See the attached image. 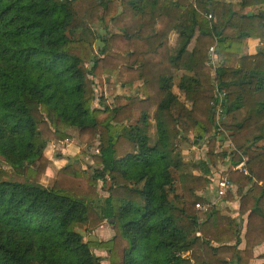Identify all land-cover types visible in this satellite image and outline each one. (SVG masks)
<instances>
[{"label": "trees", "instance_id": "1", "mask_svg": "<svg viewBox=\"0 0 264 264\" xmlns=\"http://www.w3.org/2000/svg\"><path fill=\"white\" fill-rule=\"evenodd\" d=\"M156 4L0 0V264L255 259L256 245L264 242V0H239L257 6L247 14L226 0H161L157 10ZM106 20L114 33L100 39L94 54L99 35L93 25ZM247 39L261 42L253 55L243 54ZM115 48L125 52L124 67L140 81L137 96L121 106L94 107V79L122 66L109 55ZM173 71L183 72L177 88L190 106L172 90ZM134 110L140 118L131 124ZM70 130L81 144L98 140L94 167L64 166L46 186L40 180L49 164L44 151L52 141L70 139ZM218 139L234 152L215 150ZM180 141L205 144L213 166L228 155L232 166L244 162L247 173H223L244 184L235 193L238 219L217 206L195 207L206 202L197 192L210 178L206 162L184 160ZM199 169L204 174H194ZM99 182L105 197L97 192ZM235 196L229 192L223 200ZM104 222L113 236L84 240L82 231Z\"/></svg>", "mask_w": 264, "mask_h": 264}, {"label": "rangeland", "instance_id": "2", "mask_svg": "<svg viewBox=\"0 0 264 264\" xmlns=\"http://www.w3.org/2000/svg\"><path fill=\"white\" fill-rule=\"evenodd\" d=\"M114 1L117 3L118 0H114ZM93 29L99 35V38L94 42V54H96L97 50L102 45L100 39L107 36L109 33H114V29L112 25L109 22H107V20L104 23H95L93 25ZM175 40H176V34L168 35V42L170 43V45H174ZM250 44L251 46L247 44V40L244 42L243 54L253 55L249 52H253L254 50L257 51V49L259 48V44L257 45L256 42H250ZM210 48L208 52H209V56L212 59V62H209L208 64L211 68V76H213L216 56L212 51L210 52ZM109 55L112 57L115 56V58L122 63V66L121 68H118V70H116L115 74H112L110 76L108 75L102 76L94 79V85H93L94 99L92 103V106L94 107L95 106L97 107L102 104H105L107 106H121L125 103L127 96H135V95L137 96L136 92L137 90H139L140 81L135 79V74L133 72H130L124 67L125 64H127L128 62V56L125 54V52L123 50L115 48L109 52ZM87 66H89V63L87 62L84 63V67L87 68ZM173 74H174V82H175V85L172 89L173 92L178 96L180 101L185 102L187 106H190V104L184 100L183 93L180 92L179 89L177 88V83L179 82V79L182 76L183 72L173 71ZM139 115H140L139 111L134 110L130 117L129 123L134 124L140 118ZM223 132L226 136L230 135V132L225 129H223ZM69 134L71 136L70 139L64 141H55V145L53 144V146L51 145L50 142L44 151L46 157L49 160V164L46 169V172L44 173V175L40 180L46 186H51L53 184L58 170L64 166L72 165L76 169L77 168L85 169L86 165H90L94 167L92 155L97 153L96 147L98 145V140L96 139L89 146H87L81 144L78 141L76 131L70 130ZM151 138L152 140L155 139L154 132L151 133ZM215 145H216L215 150H217L218 152L223 151L226 152L227 154L234 152V147L232 145L231 146L233 148V152H228L227 150L223 149L222 148L223 145L221 144L219 139L217 140V143ZM180 146L182 147V155L184 160L186 161L207 160L209 162L207 157L208 147L205 144L200 146H193L187 141H180ZM259 146H260L259 150L261 149V147L264 148V140L260 142ZM230 157H231L230 155L227 156V159H229V161H230ZM224 161L225 159L222 161L219 158V160H217L218 162L217 166L219 164H223ZM196 171H194V174H198L196 173ZM202 174H204V172ZM101 185L102 183L99 182L97 186V192L99 196L105 197L107 193L105 192V190L102 189ZM139 187H141V185H139ZM234 188L235 189H233L231 192L233 196L236 195L235 193H237L238 190L240 192L244 190V186L242 187V185L237 183H234ZM217 207L223 209L221 205ZM236 218L238 219V216H236ZM240 222H243V218L240 219ZM81 233L83 235L84 240H89L92 238L98 240H105L113 236L114 230L109 222H104L97 229L91 232L82 231Z\"/></svg>", "mask_w": 264, "mask_h": 264}, {"label": "crops", "instance_id": "3", "mask_svg": "<svg viewBox=\"0 0 264 264\" xmlns=\"http://www.w3.org/2000/svg\"><path fill=\"white\" fill-rule=\"evenodd\" d=\"M226 1L231 2L233 4L232 8L239 14L252 13V12H256L257 10V6H248V7L241 6L240 4H238L239 0H226ZM160 3H161V0H157V4L155 6L156 10L159 8ZM250 42H256V44L257 45L259 44V46L261 44L259 39H247V44L249 46H251ZM255 52L256 50H254L253 52H249V53L254 54ZM53 144L55 145V141L51 142L52 146ZM222 148L227 150L228 152H233V148L231 145H229V143H226L225 147L223 145ZM205 162H206L207 170H208L206 175L210 177L212 181H210V184L205 189L199 191L197 194L200 196H203L206 199V202H210V204L214 203L215 205L213 207L221 205L223 208L221 209L222 214L229 215L227 210H230L231 212L230 214L232 215V217L238 216V211H237L239 207V203L237 200L238 197H235V201H224L223 200L224 197L218 196V190H217V184H216L218 178L221 176H224L223 175L224 172H228L229 170H234L235 166L231 165V162L229 161V159H227V157L225 161L223 162V164H219L218 166H213L207 160ZM196 173L201 175L203 173V170L199 169L198 171H196ZM240 185H242V187L244 186V184H240ZM233 189L235 188L233 187ZM245 223H246V217H243V229L245 227ZM243 246L244 245L242 243L240 245V248H242ZM254 253H255V259L252 260L251 264H264V257H260V255H264V242L256 245L254 249ZM96 254L103 258H105L106 256L105 252L102 250H97ZM102 264H108L107 260L104 259V261H102Z\"/></svg>", "mask_w": 264, "mask_h": 264}, {"label": "built area", "instance_id": "4", "mask_svg": "<svg viewBox=\"0 0 264 264\" xmlns=\"http://www.w3.org/2000/svg\"><path fill=\"white\" fill-rule=\"evenodd\" d=\"M208 19H211L212 16L209 14L207 15ZM213 51V48H210V52ZM217 112H220V107H217ZM244 166V162L240 163L238 166H235L234 170L239 169L240 171H243L244 173H247L246 169L243 167ZM210 178V177H209ZM210 181H212V179L210 178ZM217 190H218V196L219 197H225L227 195V193L232 192L234 184L233 182H231L226 176H221L218 178L217 182ZM215 204L210 202H199L196 203L195 207L198 210L201 211H205L209 208H212Z\"/></svg>", "mask_w": 264, "mask_h": 264}]
</instances>
